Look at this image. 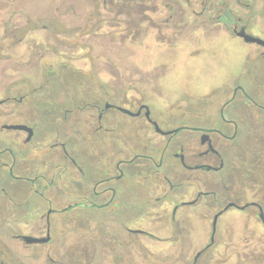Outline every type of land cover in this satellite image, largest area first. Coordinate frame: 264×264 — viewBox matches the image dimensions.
I'll use <instances>...</instances> for the list:
<instances>
[{
	"label": "flooded vegetation",
	"instance_id": "af4514ba",
	"mask_svg": "<svg viewBox=\"0 0 264 264\" xmlns=\"http://www.w3.org/2000/svg\"><path fill=\"white\" fill-rule=\"evenodd\" d=\"M229 2L129 0L128 24L121 20L129 25L122 38L141 37L144 12L155 29L174 25L164 45L218 35L255 45L239 72L193 101L187 92L167 101L166 78L136 58L122 74L108 62L66 70L44 50L32 70L22 55L0 56V264H214L212 254L233 247L237 222L256 223L264 238V45L245 39L258 38L249 31H264V22L237 21ZM94 29L83 36L119 63L114 34ZM75 209L99 211L97 222L55 219Z\"/></svg>",
	"mask_w": 264,
	"mask_h": 264
},
{
	"label": "rangeland",
	"instance_id": "374dc122",
	"mask_svg": "<svg viewBox=\"0 0 264 264\" xmlns=\"http://www.w3.org/2000/svg\"><path fill=\"white\" fill-rule=\"evenodd\" d=\"M123 1H127V3H122ZM128 1L0 0V46H3L0 48V56L22 55L27 62L24 70H32L34 55H37L39 50H44L49 55L51 53L57 55L60 62L68 65L66 70L75 69L84 72L90 69L103 70V67L105 68L103 64L107 62L110 68L115 65L113 68H118L122 72L131 66L130 59L136 58L137 61L134 64L142 69L154 67L152 70L159 71L153 75L166 78L161 85L165 99L180 102L182 97L179 94L182 92H187L186 94H189L187 98L193 101V96L205 94L210 89L229 80L235 71H240L241 57L247 46H255L237 38L232 43L220 35L216 37L217 39H213L212 36L205 38L199 36V46L189 44L183 48L179 45L180 43L177 45L172 42L169 45H164L159 42L163 37L162 33L167 36H175L176 31L172 29L174 25L155 29V26L148 25L147 20L142 18L144 12L136 19L138 23L136 28L141 29L139 33L141 37L136 40L122 38L121 33L125 29L128 31L129 27L124 23V21L126 23L129 21L128 13L131 11ZM229 3L237 21L242 19V22L253 25L264 22V0H230ZM247 3L251 6H246ZM118 10H122L124 14L120 19H113L112 15H115ZM194 17L189 11L187 14L185 11V22L193 23ZM177 20L175 18L172 23L174 24ZM119 22L122 24L119 25ZM97 25H103L102 32L106 35L114 34L116 38L114 42L119 45L117 52L121 55L119 63L107 60L106 56H103L104 48L98 45L96 40L83 36L84 33L89 32V27H94L93 32H95ZM44 27L46 29H43ZM83 27L86 30L82 31ZM249 32L264 40L262 29L255 27ZM70 35H75V37L71 38ZM109 37H106L107 40H110ZM17 38H23L22 42L13 45L12 42ZM182 48L183 52H181ZM195 49L199 50V54L194 58L189 54L194 53ZM186 51L188 55L185 53ZM152 54L155 55L152 56ZM177 54L178 56L172 63L163 65L166 57H174ZM1 64L0 62V74L4 68ZM53 68L58 70L60 67ZM258 72L264 77L263 66L259 65ZM67 78L70 80L71 75L67 74ZM247 143L249 144L247 139L242 140V145ZM96 214H100V212L75 209L59 215L55 219L64 220L65 224L90 228L97 222L95 217L98 215ZM237 228L233 247L227 250L228 248H225L224 244L212 254L214 264H230L236 261L264 264V238L261 237L262 234L259 233L256 223L250 221L247 226H244L242 222H237ZM247 244L250 245L247 247Z\"/></svg>",
	"mask_w": 264,
	"mask_h": 264
},
{
	"label": "water",
	"instance_id": "95a60500",
	"mask_svg": "<svg viewBox=\"0 0 264 264\" xmlns=\"http://www.w3.org/2000/svg\"><path fill=\"white\" fill-rule=\"evenodd\" d=\"M245 39H246L248 42H256V43H258V44L264 45V41L261 40V39H259V38H255V37H252V36H248V35H246V36H245ZM175 132H177V131H175ZM82 206H83V204H78V205H76V207H82Z\"/></svg>",
	"mask_w": 264,
	"mask_h": 264
}]
</instances>
